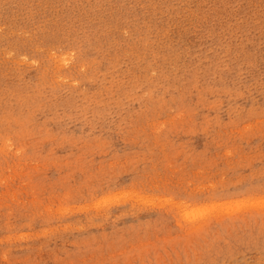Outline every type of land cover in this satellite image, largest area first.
Here are the masks:
<instances>
[{"label":"rangeland","instance_id":"374dc122","mask_svg":"<svg viewBox=\"0 0 264 264\" xmlns=\"http://www.w3.org/2000/svg\"><path fill=\"white\" fill-rule=\"evenodd\" d=\"M0 264H264V0H0Z\"/></svg>","mask_w":264,"mask_h":264},{"label":"bare ground","instance_id":"6f19581e","mask_svg":"<svg viewBox=\"0 0 264 264\" xmlns=\"http://www.w3.org/2000/svg\"><path fill=\"white\" fill-rule=\"evenodd\" d=\"M217 208V207H216Z\"/></svg>","mask_w":264,"mask_h":264}]
</instances>
